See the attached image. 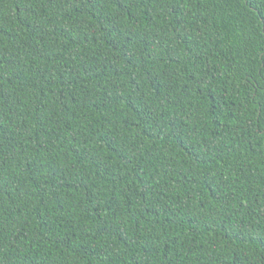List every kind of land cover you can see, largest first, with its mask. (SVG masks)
<instances>
[{"label":"trees","instance_id":"obj_1","mask_svg":"<svg viewBox=\"0 0 264 264\" xmlns=\"http://www.w3.org/2000/svg\"><path fill=\"white\" fill-rule=\"evenodd\" d=\"M0 264H264V0H0Z\"/></svg>","mask_w":264,"mask_h":264}]
</instances>
